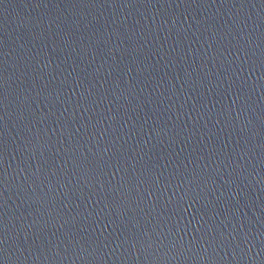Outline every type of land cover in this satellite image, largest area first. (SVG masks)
I'll return each mask as SVG.
<instances>
[{"label":"water","instance_id":"obj_1","mask_svg":"<svg viewBox=\"0 0 264 264\" xmlns=\"http://www.w3.org/2000/svg\"><path fill=\"white\" fill-rule=\"evenodd\" d=\"M0 264H264V0H0Z\"/></svg>","mask_w":264,"mask_h":264},{"label":"snow or ice","instance_id":"obj_2","mask_svg":"<svg viewBox=\"0 0 264 264\" xmlns=\"http://www.w3.org/2000/svg\"><path fill=\"white\" fill-rule=\"evenodd\" d=\"M105 151H107V149H105Z\"/></svg>","mask_w":264,"mask_h":264}]
</instances>
